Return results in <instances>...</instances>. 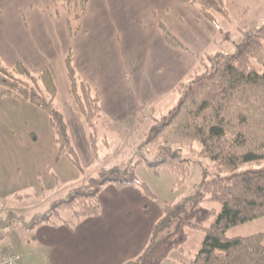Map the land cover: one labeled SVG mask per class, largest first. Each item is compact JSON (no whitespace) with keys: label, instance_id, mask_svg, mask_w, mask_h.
<instances>
[{"label":"trees","instance_id":"1","mask_svg":"<svg viewBox=\"0 0 264 264\" xmlns=\"http://www.w3.org/2000/svg\"><path fill=\"white\" fill-rule=\"evenodd\" d=\"M198 5L201 14L217 23V14L225 12L224 0H182ZM89 0H54L51 12L68 14L71 35L81 31L79 21L86 14ZM65 10V9H64ZM219 15V14H218ZM77 23V24H76ZM165 39L173 47L188 50L185 44L165 25ZM207 69L188 82L177 85L180 98L173 108L155 120L148 131L146 143H163L149 168L187 179L190 159L182 156L174 145L198 143L197 154L214 162L216 174L205 177L193 199L192 209L181 214L174 205L162 204L163 217L154 225L151 241L135 259L125 264H162L174 250H184L188 228L203 230L201 248L189 264H264V233L230 237L227 233L235 226L264 217V166L239 170L251 161H264V22L251 28L233 52L209 55ZM70 93L88 128L94 154L97 149V120L102 116L101 95L79 75L75 55L70 48L64 56ZM58 88L49 69L33 73L23 62L12 67L0 61V99L17 98L44 109L55 130L54 140L60 154H67L82 170L81 160L73 147V139L64 113L57 107ZM135 164L124 170L130 176H110L92 179L75 189L68 197L53 204L38 222L66 225L74 229L88 217L102 212L100 194L103 187L113 183L118 188L137 186L150 199L157 198L149 184L134 172ZM205 201H216L221 210L208 209ZM144 208L148 211L149 205ZM68 212L66 218L63 213ZM178 216L174 230L161 237L162 229L169 226V217ZM211 216L215 220L205 226ZM36 222V221H35Z\"/></svg>","mask_w":264,"mask_h":264},{"label":"rangeland","instance_id":"2","mask_svg":"<svg viewBox=\"0 0 264 264\" xmlns=\"http://www.w3.org/2000/svg\"><path fill=\"white\" fill-rule=\"evenodd\" d=\"M159 2L162 5H168L170 11L161 9L154 16L152 14V16L135 17L136 22L134 23L130 22L127 17L114 18V25L118 23V27L123 30L122 34L112 31L114 25L107 17L96 18L93 16L90 18L89 25L87 22L85 23L89 34L77 37L76 44L85 48L89 36H92L90 40L92 44L97 25L105 26L109 30L110 33H107V36H110V40L113 42H110V45L106 46L107 49H104V58L107 55L108 64L103 67L96 63L93 65L90 61L89 70L96 72L98 67L103 69L104 74L114 77L118 73V63L112 57H121L122 54L129 60L128 63H124L125 67L135 61L133 68L136 69L142 64L140 61L145 60L148 56L154 57L164 49L160 45L161 30L156 23L157 19L167 25H171L174 21L178 27L180 23L173 19L174 15L182 16L181 18L184 20L186 18L190 20L187 17L190 15L188 13L199 10L198 5L188 4L182 0H158L154 3L159 4ZM224 2L225 12L217 14L216 24L203 16V19L211 26V31L208 32L205 42L206 47L199 48V53L196 51L198 54L185 49L191 56L190 59H187L188 54L184 53V58L189 62V70H187L186 77L177 85L181 82H188L197 74L204 72L209 65V55L235 51L237 44L252 28V24L257 23V27L261 25L262 21L264 22V0H224ZM121 3L125 6V4L136 3V1L126 0ZM61 12V18H66L65 28L68 25L69 16L66 8L62 7ZM118 12L122 14L127 10L123 11L119 7ZM171 13L172 16H170ZM109 18L112 19V16ZM175 19L177 20V18ZM193 22L190 25L194 29H197V24L198 26L202 24V22ZM79 24L82 29V20L79 21ZM191 26L189 29L192 30L187 29L184 33L183 29L179 27L178 29L181 31L183 41L193 50L198 47L196 46L198 33ZM171 31L179 34L176 30L171 29ZM98 35L100 36V34ZM89 50L87 46L86 51ZM96 51V55L100 54L101 49ZM159 67L160 64L157 62L158 70ZM163 70H165L164 67H162ZM161 75L163 76V74ZM97 81L100 82V80ZM176 88L177 86L175 91L167 94L157 107L137 111L129 119L123 112L119 113L125 117L122 121L117 120V117H120L117 112L118 115L103 113L96 124L98 154L93 153V148L86 135L88 128L81 113H78L79 121L76 120V122L69 114L73 147L80 157L82 170L69 155L60 154L59 145L54 140L55 130L49 114L44 109L17 98L0 99V109L2 105L6 107L10 105L13 108L12 121L10 114L0 111V142L2 141L0 143V176L9 181L7 185L9 192L0 191V227L8 225L7 229L10 230L7 233L0 230V253L6 250L21 253V264H52L49 259L50 245L47 233L50 228L46 223L38 222L39 218L47 214L55 202L65 199L75 189H81L87 184L89 186L92 179L100 178L107 172L112 177H123L124 174H119L120 172L117 170H124L132 164H135L134 172L141 180L149 184L161 204L167 202L174 205L181 214L189 212L203 179L211 178L216 174L214 162L209 158L198 156L196 151L200 149L199 144L174 145V148H180L182 156L190 159L189 174L185 180L165 170H160V173L156 174L154 169L147 167L149 161L152 162L158 158L163 145L161 142L146 143L148 131L156 119L166 114L178 102L180 92ZM133 93V91L122 92L121 99L120 94H116L117 97H115L113 91L108 90L109 104L111 105L112 102V106L116 107L114 102H117L118 98L121 106L131 109L135 106L132 104L133 102L128 99L127 103H124L123 99L134 97ZM60 99L63 103V95ZM61 102L57 99L56 105L63 109L66 106ZM23 106H25V111L19 108H23ZM17 118L18 120H16ZM6 120L9 121L6 122ZM259 166H264L263 160L247 162L239 170ZM126 172L124 176L129 177L130 170ZM20 183H24V185ZM202 204L208 209L217 210V212L221 210V204L216 201H205ZM63 215L66 218L69 217L68 212ZM177 219L178 216L175 214L169 217L167 222L171 223L162 229L161 237L174 230ZM214 220V216H211L205 221V226H209ZM187 232L189 237L184 245V250H174L165 264H189L199 251L205 237L204 231L188 228ZM260 232L264 233V217L232 227L227 234L230 237H236Z\"/></svg>","mask_w":264,"mask_h":264},{"label":"crops","instance_id":"3","mask_svg":"<svg viewBox=\"0 0 264 264\" xmlns=\"http://www.w3.org/2000/svg\"><path fill=\"white\" fill-rule=\"evenodd\" d=\"M124 1L126 0H89L87 12L81 19L83 26L81 32L78 36H73L67 26L64 28L66 18L55 17L52 14L50 8L54 0H0V61L7 67H12L21 61L33 73L49 69L56 82L57 99L60 102L61 95H63L64 101L61 103L66 107L59 109L64 113L69 126V116L71 115V118L76 122V120L79 121L77 115L80 113L70 93V84L64 63V56L70 48L73 49L79 75L94 86L101 95L102 115L103 113L118 115L123 112L129 119L137 111L157 107L167 94L175 91L177 83L186 77L187 70H189V62L184 58V53L188 54L187 51L167 43L162 25H165L170 31L171 29L176 30L179 34H174L187 46L178 27L183 29L184 33L190 28L191 22H202L201 26L197 24V29L191 26L194 31L197 30L196 46L198 47L193 50L189 46L187 48L194 53H199V48L206 47L205 42L208 32L211 31V26L203 19L199 10L188 13L190 15L187 17L191 22L187 18L184 20L181 18L182 16L174 15L173 19L180 23L178 27L174 21L171 25H167L157 19L156 23L161 30L160 45L164 48L160 50V54L146 57L145 60L140 61L142 64L136 69L133 68L135 61L125 67L124 63H128L129 60L124 54L121 55L122 58L113 56L112 58L118 63V73L114 77L104 74L103 69L98 67L96 72L90 71V61L93 65L96 63L103 67L108 64L107 55L104 58V49H107L106 46L113 42L110 40V36H107V33H110L109 30L105 26L97 25L92 44L90 43L92 36H89L85 48L76 44L77 37L89 34L87 24L89 25L90 18L93 16L96 18L107 17L114 25V18L127 17L130 22L134 23L136 22L135 17L152 16V14L154 16L161 9L170 11L168 5H162L160 2L159 4L154 3L158 0H132L136 3H128L123 6L121 2ZM119 7L127 12L119 13ZM172 15L171 13L170 16ZM109 16H112V19ZM112 31L122 34L123 30L116 23ZM113 38L115 39V36ZM87 46L90 49L88 52L86 51ZM97 49H101V51L96 55ZM188 55L187 59H190L191 56ZM157 62L160 64L159 70L156 68ZM162 67L165 70L162 71ZM97 80H100L101 83ZM108 90L113 91L115 97H117L116 94H120L121 99L122 92L133 91L134 97H126L123 102L127 103L130 99L135 106L131 109L121 106L118 98L117 102H114L116 107L112 106V102L110 105ZM19 108L25 111V106ZM12 109L10 105L8 107L2 105L0 111L10 114L12 121ZM119 115L121 119L118 116L117 120L122 121L125 117ZM3 119L5 120V117ZM8 121L6 120V122ZM86 135L89 139L88 133ZM0 178V191L9 192L7 186L9 181L2 176ZM22 184L24 185V183ZM100 200L102 203L101 214L83 219L74 229L66 225L55 226L46 223L50 228L47 233L50 245L49 259L52 264H125L137 258L147 248L151 241L154 225L164 215L158 196L150 199L137 186L118 188L113 183H108L101 191ZM145 203L149 205L148 211L144 208ZM6 226L8 225H2L0 230L2 231ZM2 232L4 233V231ZM168 259L170 258H167L162 264H165Z\"/></svg>","mask_w":264,"mask_h":264},{"label":"built area","instance_id":"4","mask_svg":"<svg viewBox=\"0 0 264 264\" xmlns=\"http://www.w3.org/2000/svg\"><path fill=\"white\" fill-rule=\"evenodd\" d=\"M5 231H8V229L6 228ZM21 260V254L11 250L3 251L0 255V264H20Z\"/></svg>","mask_w":264,"mask_h":264},{"label":"water","instance_id":"5","mask_svg":"<svg viewBox=\"0 0 264 264\" xmlns=\"http://www.w3.org/2000/svg\"><path fill=\"white\" fill-rule=\"evenodd\" d=\"M258 23H259V22H258ZM262 23H263V21L261 22V24H262ZM256 25H257V23L252 24V28H253L254 30L257 29Z\"/></svg>","mask_w":264,"mask_h":264}]
</instances>
